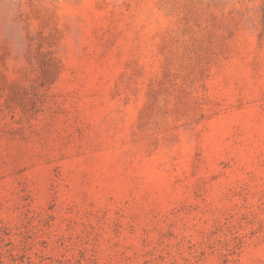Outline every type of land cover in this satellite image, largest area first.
Instances as JSON below:
<instances>
[{
  "label": "rangeland",
  "instance_id": "obj_1",
  "mask_svg": "<svg viewBox=\"0 0 264 264\" xmlns=\"http://www.w3.org/2000/svg\"><path fill=\"white\" fill-rule=\"evenodd\" d=\"M0 264H264V0H0Z\"/></svg>",
  "mask_w": 264,
  "mask_h": 264
}]
</instances>
